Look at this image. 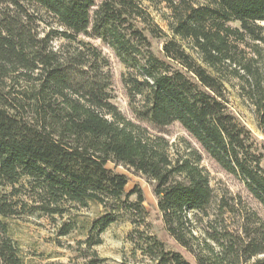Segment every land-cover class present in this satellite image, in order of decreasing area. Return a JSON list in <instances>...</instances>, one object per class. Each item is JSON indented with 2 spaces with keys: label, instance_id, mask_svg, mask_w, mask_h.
<instances>
[{
  "label": "trees",
  "instance_id": "16d2710c",
  "mask_svg": "<svg viewBox=\"0 0 264 264\" xmlns=\"http://www.w3.org/2000/svg\"><path fill=\"white\" fill-rule=\"evenodd\" d=\"M159 5L167 32L150 12ZM263 23L264 0H0V264H25L4 219L62 217L90 202L106 212L75 250L84 264H105L94 247L119 218L136 227L133 252L150 264H264V220L252 212L239 214V230L218 223L237 202L214 192L200 151L182 139L174 155L149 129L178 123L264 209L263 154L228 107L237 87L264 128ZM80 35L100 39L124 64L131 102L141 97L137 122L111 103L108 60ZM58 38L66 43L55 48ZM107 162L151 182L165 233L193 262L137 229L148 227L143 191H126L128 177ZM74 229L65 221L58 235Z\"/></svg>",
  "mask_w": 264,
  "mask_h": 264
},
{
  "label": "rangeland",
  "instance_id": "374dc122",
  "mask_svg": "<svg viewBox=\"0 0 264 264\" xmlns=\"http://www.w3.org/2000/svg\"><path fill=\"white\" fill-rule=\"evenodd\" d=\"M201 2L202 0H195ZM159 11L150 8V12L154 21L167 32L166 22L162 19L161 12H167L163 5L157 7ZM264 25V23H263ZM79 39L91 43L97 47L105 58L108 60L106 70L110 75V86L108 88L110 101L117 109L128 119L137 122L134 108L140 106L141 97H136L131 102L127 86L123 81V75L126 72L124 64L115 55L114 51L100 39L91 35H80ZM152 47L154 50L161 49L162 40L152 39ZM66 43L62 39L53 40V46L58 48ZM236 84L235 81H233ZM228 107L230 111L251 131L256 139L260 151L263 154L261 166L264 168V128L258 126L255 113L249 103L239 94L237 87L230 88ZM153 134L163 136L170 144H173L170 152L175 155L176 148L181 150L182 139L190 142L197 148L201 155V167L209 175V183L217 195L225 194L227 198H234L237 202V213H225L224 216H218L217 222L227 225L230 230H239L241 219L239 214H251L256 212L257 215L264 220V209L261 205L248 193L243 182L236 176L227 173L214 160L202 151L199 145L187 134V132L178 124L173 123L165 128L153 130L149 128ZM107 168L116 172L125 174L129 181L125 187L126 191L134 187H140L145 196L144 207L147 213L146 222L148 227L140 226L138 230H145L155 233L166 243L171 249L181 252L185 258L193 262V258L177 245L164 231L162 222L157 210V199L152 192L151 182L143 175L133 172L122 165H115L107 162ZM9 187L1 189L7 192ZM135 195L130 197L131 200ZM212 207L209 212L210 218H214L216 212ZM106 209L97 203L90 202L87 207L72 209L70 213L62 217H48L43 215H20L6 218L3 221L8 228V235L17 245L19 255L25 264H84L86 258L78 255L76 248L83 242L89 234V228L92 221L104 215ZM218 214V213H217ZM68 220L75 222V229L68 235H58L59 226ZM206 220L197 221V236L202 238L203 229L206 226ZM130 221L124 218L117 219L112 223L101 235V244L95 246L99 257L105 260V264H150V260L142 255L140 251L133 252V244L129 238L136 239L137 231ZM83 247V245L81 246Z\"/></svg>",
  "mask_w": 264,
  "mask_h": 264
}]
</instances>
